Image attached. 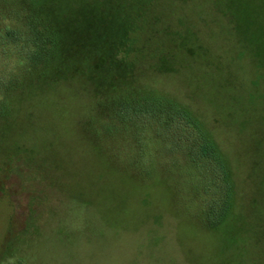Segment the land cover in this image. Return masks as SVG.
<instances>
[{
	"label": "rangeland",
	"instance_id": "rangeland-1",
	"mask_svg": "<svg viewBox=\"0 0 264 264\" xmlns=\"http://www.w3.org/2000/svg\"><path fill=\"white\" fill-rule=\"evenodd\" d=\"M263 87L264 0H0V264H264L244 217ZM146 97L226 158L221 225L174 138L116 115Z\"/></svg>",
	"mask_w": 264,
	"mask_h": 264
},
{
	"label": "trees",
	"instance_id": "trees-1",
	"mask_svg": "<svg viewBox=\"0 0 264 264\" xmlns=\"http://www.w3.org/2000/svg\"><path fill=\"white\" fill-rule=\"evenodd\" d=\"M262 93L260 120H264V87ZM117 106L116 115L134 121L137 129L144 130L147 124H155L164 129V137L174 138L186 158L195 166L198 176L200 174V182L204 184L201 193H211L210 197L201 195L206 222L214 227L221 225L233 208L235 184L232 170L212 136L187 110L158 97L122 100ZM255 131L260 133L257 129ZM249 156L251 160L247 159L245 181L248 185L253 178L256 188L247 186V213L244 217L249 219L251 216L256 220L254 229L248 225L253 236V232H264V144L260 150L254 149Z\"/></svg>",
	"mask_w": 264,
	"mask_h": 264
}]
</instances>
